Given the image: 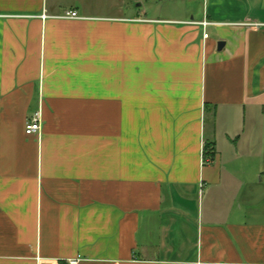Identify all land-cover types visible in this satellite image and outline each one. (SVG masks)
I'll return each instance as SVG.
<instances>
[{
  "label": "crops",
  "instance_id": "0c3cea01",
  "mask_svg": "<svg viewBox=\"0 0 264 264\" xmlns=\"http://www.w3.org/2000/svg\"><path fill=\"white\" fill-rule=\"evenodd\" d=\"M97 1L0 0V264H264V0Z\"/></svg>",
  "mask_w": 264,
  "mask_h": 264
},
{
  "label": "rangeland",
  "instance_id": "374dc122",
  "mask_svg": "<svg viewBox=\"0 0 264 264\" xmlns=\"http://www.w3.org/2000/svg\"><path fill=\"white\" fill-rule=\"evenodd\" d=\"M97 1V0H96ZM216 0H99L95 7L100 11L104 9L112 12L113 5L115 9H121L125 13L134 16L139 14L146 19L159 20V15L173 14L181 16L187 13L198 15L203 18L204 14L214 5ZM112 8V9H110ZM96 10V9H94ZM196 16V17H198ZM207 116V126L213 125V110L209 111Z\"/></svg>",
  "mask_w": 264,
  "mask_h": 264
},
{
  "label": "built area",
  "instance_id": "2783aa9c",
  "mask_svg": "<svg viewBox=\"0 0 264 264\" xmlns=\"http://www.w3.org/2000/svg\"><path fill=\"white\" fill-rule=\"evenodd\" d=\"M43 18H46V16L44 15ZM62 19H70V20H79L81 19L80 16L78 15L77 12H73V11H69L66 12L62 17ZM201 27L204 30V39H208L209 38V34L206 32V29L211 26V23L208 22L207 20H204L202 23H200ZM42 114L41 112H37L36 114H34V116H32V118L27 122L26 124V134L31 136V135H38L40 134L41 130H42ZM80 262V260H71L69 262V264H78Z\"/></svg>",
  "mask_w": 264,
  "mask_h": 264
},
{
  "label": "trees",
  "instance_id": "16d2710c",
  "mask_svg": "<svg viewBox=\"0 0 264 264\" xmlns=\"http://www.w3.org/2000/svg\"><path fill=\"white\" fill-rule=\"evenodd\" d=\"M215 144L214 142L207 143L204 147V161L206 162L207 159H213L215 157Z\"/></svg>",
  "mask_w": 264,
  "mask_h": 264
},
{
  "label": "water",
  "instance_id": "95a60500",
  "mask_svg": "<svg viewBox=\"0 0 264 264\" xmlns=\"http://www.w3.org/2000/svg\"><path fill=\"white\" fill-rule=\"evenodd\" d=\"M223 45H224L223 43L219 44V50H221V47H223Z\"/></svg>",
  "mask_w": 264,
  "mask_h": 264
}]
</instances>
